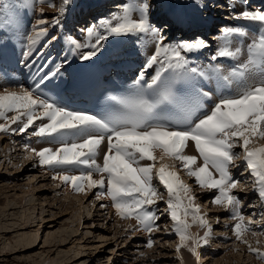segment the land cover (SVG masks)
Here are the masks:
<instances>
[{"label":"snow or ice","instance_id":"obj_1","mask_svg":"<svg viewBox=\"0 0 264 264\" xmlns=\"http://www.w3.org/2000/svg\"><path fill=\"white\" fill-rule=\"evenodd\" d=\"M37 2L54 7L52 0ZM73 2L62 0L60 14L51 19L40 7L23 33L19 53L21 12L34 9V0L0 9V77L5 81L0 84V134L24 135L31 129L38 142L55 145L39 150L25 145V159L52 171L57 188L84 196L95 190V199L110 201L119 220L135 222L126 232L151 237L161 231L157 222L166 215L178 237L176 252L186 249L197 261L198 249L209 244L213 232L197 192L213 193L209 205L229 213L232 237L264 264V251L247 239L258 236L252 228L257 222L242 214L244 205L234 194L250 190L264 210V6L253 9L251 0H233L229 16L235 23L219 29L213 48L199 35L170 38L172 26L156 19L153 0H113L116 10L77 37L63 31ZM180 7L207 9L208 3L187 0ZM173 20L187 24L181 15L173 14ZM112 41L139 45L137 54L144 56L126 95L107 97L111 103L95 113L64 105L63 94L83 86L69 69L74 64L81 71L91 69ZM57 43L60 52L53 57L48 49ZM206 50L202 66L196 61ZM15 74L26 75L30 83H15ZM189 148L194 155L186 154ZM236 167L243 168L250 185L234 178ZM160 201L163 212L156 207ZM194 226L202 236L191 231ZM146 246L153 247L152 239Z\"/></svg>","mask_w":264,"mask_h":264},{"label":"rangeland","instance_id":"obj_2","mask_svg":"<svg viewBox=\"0 0 264 264\" xmlns=\"http://www.w3.org/2000/svg\"><path fill=\"white\" fill-rule=\"evenodd\" d=\"M61 1L62 0H58L57 2V5H56L57 12L55 15L60 14L58 9L62 5ZM100 1L101 0H75V3H76V6H79V7L84 6L86 7V9L87 8L89 9V6H88L89 4L91 5L95 4V6L101 5L99 4ZM153 1H154L153 4L155 5V0ZM210 1H213V0H207V2H210ZM216 1H213L210 4L216 3L217 4L216 7L222 10L223 7L221 9V6H224L222 5L224 0H220L217 2ZM5 2H6V5H5L6 7L8 5L17 4L19 0L18 2L16 0L0 1V3H5ZM173 2L174 0H171L169 2L170 5L174 6L173 13L175 14L177 10L176 12L177 15L178 14L182 15L181 11L183 13L184 9L180 8L181 10L180 11L178 7H180L179 4L186 3L187 0H182V1L179 0V3H177L176 5H175V2L174 3ZM201 2L203 3L204 1L201 0ZM111 5H109L110 8L112 7ZM216 7L212 6V8L214 9ZM202 9H200V11H197V8L194 10L195 14L193 15V18H196L195 21H202L206 18L207 15L204 13V10ZM178 10H179V13H178ZM213 11H214L213 9L210 10L212 16L214 15ZM215 13H217V9H215ZM102 17L103 16H100V18ZM70 18L71 17H69V19ZM66 20L67 19H65V21ZM95 20L91 21V23H85V22L79 23L78 22L73 25V28H78V27L83 28L85 25L86 26H89L90 24L93 25ZM216 26H219V25H216ZM26 28H27V21H24L23 25L21 26V31L26 30ZM77 30L79 31L80 29H77ZM110 44L111 42L109 43V45ZM18 136L19 135H17V138L19 139ZM15 146L16 145H12L6 139H4L3 142L0 141V151H3V152L8 151V154L10 155V159L12 161V162L10 160L6 161V159L8 158L3 157L2 154H0V264H60V263L64 264L66 263V261L67 262L70 261L71 262L70 264H84V262L85 264H110L112 259H114L115 261L119 259L120 260L119 264H130V263L131 264L132 263L133 264H181V263L185 264V260L182 259V254L189 253V252L186 249H181L180 251L181 258L179 257L180 254L178 255V253L175 250L176 245L178 243V237H176L175 234L170 231L171 221L167 218L166 215L163 218L164 223H162L163 221L157 222L161 228V231L153 233L151 237L147 235V237L149 239H152L154 243L151 249H149L146 246V242L144 241V238L141 233H131V232L125 231L127 226L125 227L124 225L128 221H122V220L118 221L117 217H115L116 219L110 217L108 214L104 212L105 210L101 209L100 203H98L97 205V202L93 201L95 199L94 198L95 190L93 193H89V196L87 197V199H85L86 205L87 204L89 205L91 201L94 202L92 203V205L88 207L89 209H91L89 211V214L86 213L87 209L82 208L83 209L82 214H81L82 220L81 222H77V219L71 217L72 215L70 214V210H72V208L71 206L67 204L68 200H70L69 202L71 203L73 202L74 204L72 206L75 209H78V206H76L78 205V202L74 201L76 200L75 199L76 197L74 198L70 194L71 193L70 191L69 193L65 194L62 189L63 186L57 188L54 184H52V180L48 178L51 176L48 173H47L48 176H45V174H42L45 177L43 178V182H40L42 181V178L40 179V177L39 179H37L36 177L32 178V176L28 177L31 175V173H34V172H36V175L38 174L39 176L41 174L37 173L38 170L36 171L34 166H31L30 160L27 161L29 163L23 164V160L25 161V159L22 157V155H24V152L22 150L20 152L17 151L18 148L17 149L13 148ZM15 150L16 152H14ZM25 167H27L28 169ZM29 169H33L34 171H29ZM5 178H10L13 181L6 182ZM160 191L162 192L163 190L160 189ZM199 194L201 195V197H205L206 193H199ZM39 196L42 197L40 198L41 203L42 201H44V198H45V201H44L45 203L43 202V205H37L38 203H40V201L37 200ZM65 196H67V198L69 199L67 198L65 199L64 198ZM205 200H201V201H205ZM158 203H159V207L164 206L165 208V204H163V201H160ZM82 206L84 207L85 205H82ZM65 208H67V210L61 212ZM100 209L101 211H99ZM216 209L218 210V208ZM216 209L215 211H217ZM211 210H213V208ZM255 210L257 211V209ZM255 210H254V213L256 212ZM242 212H244L247 215H251L252 213L250 212V209L246 211L243 208H242ZM255 214H258V213H255ZM217 216L220 218L224 217L223 215L218 214V213H217ZM84 217L86 218V221L85 220L83 221ZM256 218L257 217H255L254 220L257 222L256 225L259 227V229L256 228L257 230L256 232L258 233V236L256 238L248 236L247 239L249 240L250 243H252L253 247H258L259 249L261 248L260 250L264 251V247L262 246L264 245V222L259 221L258 223V219ZM48 219L52 221L48 222L47 221ZM223 220L225 223H227L226 218H224ZM25 221H27V224L31 222L29 226H32V227H29L22 231L21 230L17 231L16 233L12 232V231H16L18 226L22 222L25 223ZM85 222L88 224H84ZM262 222L263 224H261ZM78 223L80 224H79V229L76 235L72 234L70 231L71 229H73L72 226L74 227L75 224H78ZM116 223L118 224V226ZM224 224L223 223L221 224L219 222L216 226H219L218 228L222 230V228H224L225 226ZM84 225H88L89 229L84 228ZM48 226H53V227H48ZM166 227L169 228L168 232L163 231V229ZM230 227L231 225L228 224V227L225 228V230L228 232V235L221 234L218 236L219 245L216 244L215 249L211 250L209 257L220 259L222 255H225L227 253L228 255L231 254L230 256L234 257V260L236 261H238V259L236 258L239 256L238 264H253V263L260 264V261H258L255 258V256L248 253L246 245L239 244L235 241V239L231 235ZM97 230H100V231H97ZM191 231L194 234L198 233L201 236L203 235V230H200L198 228H192ZM100 232L104 233L105 238L102 239L98 236V235H101L99 234ZM113 233L114 234L118 233V235L115 236L116 238L112 236L114 235ZM21 234L24 235L25 238H29V237L32 238L35 246L26 252H18V253L12 254V252L16 250L17 248V245H16L18 244L17 237L21 236ZM47 234L51 236L50 238H54V241L51 239L53 244L52 243L50 244L49 242L45 243ZM117 237L119 238L118 242L113 244V242L117 239ZM64 238H66L65 245H63L62 247H57L58 245L51 247L55 243L57 244V242L60 241V239H64ZM257 240L259 241V244H257ZM231 242H233L234 244ZM116 245L117 247L115 248V251L120 250L119 252L120 256L117 254L115 255V253H113L110 256V261H108L109 262L108 263L107 258L105 257V256H109L107 255L108 254L107 252H109L108 249L111 247L114 249ZM222 246H225L226 249ZM238 246H239V249H238ZM201 249H198V252ZM229 249L230 251H228ZM232 249H235V250H232ZM150 251L152 253H150ZM159 254L160 256L158 257ZM161 255L162 257L165 256L164 257L165 259L162 258ZM188 255L190 257L188 258L189 261H187L186 264H202L201 262L197 263L198 261L194 257H191V254H188ZM77 258L78 259L80 258V259L77 260ZM93 258L94 260H92Z\"/></svg>","mask_w":264,"mask_h":264},{"label":"bare ground","instance_id":"obj_3","mask_svg":"<svg viewBox=\"0 0 264 264\" xmlns=\"http://www.w3.org/2000/svg\"><path fill=\"white\" fill-rule=\"evenodd\" d=\"M0 1H2V0H0ZM17 2H18V0H16ZM102 1H103V3H102ZM112 1V2H111ZM171 1V0H170ZM169 0H155V5H154V14H155V17H159V16H163L164 17V19H166V20H169V23L171 24V30L172 29H174V30H176V26H173V20H172V18H173V16L172 15H170V14H166L165 13V10H167L168 8H171L170 7V2ZM182 1V0H181ZM202 1H204V0H202ZM213 1H216V0H213ZM213 1H210V2H207L208 3V8L207 9H204V10H206V13L208 14V11L209 10H214V8H212V6L213 7H216L217 6V4L216 3H213V4H210V3H212ZM217 1H220V0H217ZM216 1V2H217ZM57 2H58V0H52V3H53V5H54V7L52 8V9H49V8H47L46 6H41V5H39L38 4V2H37V0H34V4H35V7H34V9H32V10H29L28 12H27V14H23V16H22V14H21V26L23 25V22L24 21H27V28H26V30H23V31H21L20 32V34H19V38H20V40H19V42L17 43V48H16V51H17V53H19L20 51H21V48H20V44H22L24 41L22 40V37H23V33H26L28 30H29V27H30V22H33L34 21V19L39 15V8L40 7H43L44 8V15H45V18L46 19H51V17L53 16V15H55L56 14V12H57V7H56V5H57ZM62 2V1H61ZM109 2H111V3H109ZM157 2V3H156ZM174 2H175V5L177 4V3H179L178 2V0H174ZM173 2V3H174ZM226 2V1H225ZM95 3V2H94ZM93 3V4H94ZM113 3V0H101L100 2H99V4H101V5H103L101 8H98L100 5H97V6H95L94 5V8L93 9H97L95 12H96V14H100V12L101 13H103L105 10H107V11H110V10H112V11H115L116 9H114L113 7H109V5H111ZM254 3H258V5L260 6V5H264V0H261V1H257V2H255L254 1ZM180 5V4H179ZM222 5H224V4H222ZM59 6V5H58ZM112 6V5H111ZM159 6H161V7H159ZM61 7H62V5H61ZM159 8H162V10H161V14L160 15H157V11H158V9ZM180 8L181 7H178V9L180 10ZM260 8V7H259ZM177 9V8H176ZM182 9H184V14H191L192 16L195 14L194 13V10L196 9V8H192V7H183ZM200 9H202V8H200ZM200 9L199 8H197V11H200ZM215 9H219V8H215ZM221 9H222V7H221ZM59 10V9H58ZM87 10H88V8L86 9V7H79V6H76V3H75V0H74V2H73V4H72V6L70 7V9L67 11V14L65 15V17H64V19H63V23H67V22H70L71 20L72 21H80V22H87V19H84V20H81V17H82V14H84V13H86L87 12ZM179 10H178V13H179ZM223 10V9H222ZM181 11V10H180ZM176 12H177V10H176ZM175 12V14L177 15V13ZM210 12V11H209ZM73 13V14H72ZM211 13V12H210ZM206 14V15H207ZM179 15V14H178ZM182 16V15H181ZM208 16H210V14L208 15ZM69 17H71L70 19H69ZM23 19H24V21H23ZM65 19H67L66 21H65ZM194 20H195V18H193ZM70 20V21H69ZM209 20V19H208ZM25 24V23H24ZM187 24H189V23H187ZM187 24L186 25H180L181 27H186V28H188V26H187ZM86 26V25H85ZM192 26H193V29L195 28V26H196V24L194 25L193 23H192ZM204 26H205V28H206V26H207V23H204ZM219 26H216V28H211L210 29V31H213V32H216V31H218L217 30V28H218ZM64 30H65V26H64ZM65 32H68V31H66L65 30ZM75 36H77V37H80L81 36V31H73L72 32ZM51 34H58V30H53L52 31V33ZM119 42H116V41H112L111 42V44L110 45H117ZM139 48V45H137V49ZM137 49H134V48H131L130 49V51H129V54H135V56H136V59L133 61V63H137V62H139V63H142V61H143V59H144V56L143 55H138L137 54ZM48 51L52 54V56L53 57H57V53H59L60 52V43H57L56 45H55V47L54 48H50V49H48ZM149 51H151V49H149ZM20 65H17V68L18 69H20ZM25 73H26V71L27 70H23ZM75 71H76V73L79 75L80 73H81V70L79 69V68H76L75 69ZM76 73H71V75H77ZM83 73V72H82ZM82 73H81V76H82ZM19 76H22V75H19V74H15V78H13L12 77V79H13V81L15 82V83H18V77ZM23 77H26V75L25 76H23ZM3 83H5V81L3 82ZM2 83V84H3ZM39 123V122H38ZM20 136V135H19ZM18 136V137H19ZM31 137V136H30ZM4 139H5V136L3 135V134H0V141L1 142H3L4 141ZM31 139V141H29ZM27 142H26V145L29 147V148H35V149H39L37 146H36V144H39V142L37 141V138H34V137H31V138H27ZM33 146H32V145ZM44 144V143H43ZM55 145H51V147H54ZM7 148V147H6ZM11 148V147H10ZM9 148V149H10ZM14 149H17L16 148V146L15 147H13ZM23 148V152H24V155H22V157L25 159V157L26 156H28L29 154H25V152H26V150H25V146L24 147H22ZM17 151H19L20 152V150L19 149H17ZM14 152H16V150L14 151ZM28 152V151H27ZM0 154H2V156L3 157H7L8 159H6V161H8V160H10L11 161V159H10V155L8 154V151H5V152H3V151H0ZM8 154V155H7ZM186 154H189V155H194L195 153H194V150L192 149V148H189V149H187L186 150ZM12 157H14V156H12ZM35 161V159H25V161L23 160V164H25V163H29V162H27V161ZM5 161V160H4ZM12 162V161H11ZM98 162L100 163V157H98ZM6 163V162H5ZM2 164V163H1ZM17 167V166H16ZM25 168H27V167H25ZM28 169V168H27ZM41 170V172L42 173H40V172H37V173H40L41 175L42 174H49L50 176L51 175H53V174H51V171H45V169H42V168H38V171H40ZM29 171H34L33 169H29ZM37 171V170H36ZM241 174L239 175V177H241L242 176V183H245V182H247L249 185H250V183H251V180H250V178L249 177H247V174L246 173H243V168H242V170H241ZM232 173H233V170H232ZM39 176L38 174L36 175V172H34V173H31V175L30 176H28V177H31L32 176V178H37V179H39V177H40V179L42 178V181H40V182H43V178H45L44 177V175H42V176ZM46 176V175H45ZM49 178V177H48ZM181 178L185 181V183H188V184H190V185H193L194 186V182H193V180H190L188 177H186L183 173H181ZM1 179H3V178H1ZM14 179V178H13ZM5 181L6 182H12L13 180L12 179H10V178H5ZM155 183H157L156 181H155ZM2 184H4V183H2ZM52 184H56V182H54V181H52ZM62 189H63V191H64V193L65 194H67V193H69V191L71 192L70 194L76 199V200H74V201H77L78 202V205H76V206H78V209H75L72 205H74L73 204V202L71 203V202H69L70 200H68V202H67V204L69 205V206H71V208H72V210H70V214L72 215L71 217L72 218H75V219H77V222H81V220H82V208H84V209H87L86 210V213L87 214H89V211L91 210V209H89L88 207L90 206V205H92V203H94L95 201L97 202V205H98V203H100V204H103L104 203V200H100V201H97L96 199H94L93 201H91L90 203H89V205L87 204L86 205V203H85V199H87V197L89 196V194L87 195V196H84V195H78V194H74L70 189H67V188H65V187H62ZM237 191L242 195V197L243 196H248L250 193L251 194H253L250 190L249 191H247V192H240L238 189H237ZM200 192H197V196H198V200H203V198H205V197H202L201 199H200V197H201V195L199 194ZM250 194V195H251ZM40 198H42L41 196H39L38 198H37V200H39L40 201V203H38L37 205H43V202L45 201V198H44V201H42V203H41V199ZM65 199L67 198V196H65L64 197ZM94 198H95V195H94ZM67 199H69V198H67ZM73 199V198H72ZM23 200V199H22ZM72 201V200H71ZM87 201V200H86ZM89 201V200H88ZM198 201V203H200L201 205H202V208H201V211L202 212H206L207 214H208V219H209V223L212 225V228H213V226H215L213 229H215V230H213V232H212V235H211V237H210V239H209V244L207 245V246H205V247H203V249H201V250H199V253H200V256H201V259L197 262V263H204V264H207V263H209V264H211L212 262L214 263V264H217V262H218V264H238L239 263V256L236 258V259H238V261H236V260H234V257H231L230 255H228L227 253L225 254V255H222V257L219 259V258H213V257H209V254H210V252H211V250H213V249H215V247H216V244H218L219 245V235H228V232L225 230V226H224V228H222V230L221 229H219L218 227L219 226H216L218 223H216V218L218 217L217 216V213L218 212H221L222 211V209H216V208H213V210H211L212 208L210 207V205H209V203L208 204H206V200L205 201ZM20 202V201H19ZM76 202V203H77ZM21 203V202H20ZM45 203V202H44ZM249 204H251V205H254L255 207H247V205H249ZM19 205V204H18ZM82 205H85L84 207L82 206ZM105 205H107V207L105 208V209H103V208H101V209H103V210H105L104 212L106 213V214H108L110 217H112V218H115L116 216H115V214H114V210L112 211L111 210V208H110V206H109V202H108V200H105ZM243 205H245V210L247 211L248 209H250V212H252L251 213V215H247V214H245L244 212L242 213V214H244L246 217H250V218H252V219H255V217H257L256 219H258V223H259V221H263L264 222V216H262L261 215V212L262 211H264V210H262L260 207H259V204H258V200L256 199V197L254 196V195H252L250 198H249V201H247V202H244L243 203ZM82 206V207H81ZM46 207V206H45ZM211 208V209H210ZM101 209L99 210V211H101ZM215 209L217 210V211H215ZM255 209H257V211L255 210ZM62 210V209H61ZM67 210V208H65L64 210H62L61 212H63V211H66ZM113 212V214H114V216H111V214L108 212ZM254 210L256 211L255 213H258V214H255L254 213ZM107 211V212H106ZM97 212H98V210H97ZM214 213H216V214H214ZM259 213H260V215H259ZM64 215H66V214H64ZM107 215V216H108ZM258 215V216H257ZM215 217V218H214ZM28 218V217H27ZM224 218H226V217H219V222L222 224H224L225 222H224ZM41 219H43V218H41ZM106 219V218H105ZM116 219V218H115ZM86 221V218L84 217L83 218V221ZM48 222H50V221H52V220H50V219H48L47 220ZM74 222V221H73ZM226 222L227 223H225L224 225H226V224H229V225H231V223H233L232 221H230V218H226ZM263 222L261 223V224H263ZM31 223V222H30ZM30 223L29 224H27V221H25V223L24 222H22L19 226H18V228H17V230L16 231H12V232H17V231H22V230H25V229H27V228H29V227H32V226H29L30 225ZM79 224L80 223H78V224H75V226L73 227L72 226V228L73 229H71L70 231H71V233L72 234H75L76 235V233H77V231H78V229H79ZM84 224H88V223H84ZM117 224V223H116ZM129 224H133L131 221L130 222H126L125 223V227L126 226H128ZM260 224V225H261ZM220 225V224H219ZM259 225V224H258ZM117 226H118V224H117ZM48 227H53V226H48ZM125 227H123V228H125ZM254 227V228H253ZM84 228H87V229H89V226L88 225H84ZM119 228V227H118ZM193 228H196L195 226L193 227ZM252 228L254 229V231H257L256 230V228L257 229H259V227L256 225V223H255V225L253 224L252 225ZM219 229V230H218ZM122 230H124V229H122ZM97 231H100V230H97ZM119 231V230H118ZM31 232V231H30ZM122 232V231H121ZM8 233V232H7ZM37 233V232H36ZM110 233V232H109ZM120 233V232H119ZM124 233V232H123ZM99 234H101V235H98L100 238H105V236H104V233H102V232H100ZM114 234V233H113ZM118 235V233L117 234H114V235H112L113 237H115V236H117ZM104 236V237H103ZM131 236V235H130ZM143 236V235H142ZM51 236L49 235V234H47V236H46V240H45V243L46 242H49L50 244L52 243V240L54 241V238H50ZM112 237V238H113ZM126 237V236H125ZM18 238V244H16L17 245V248H16V250H14L13 252H12V254H14V253H18V252H26V251H28V250H30V249H32L35 245H34V241L32 240V238H25V236L24 235H22L21 234V236H19V237H17ZM108 238V237H107ZM116 238V237H115ZM120 238H122V237H120ZM52 239V240H51ZM68 239V238H67ZM118 240H119V238L117 237V239L113 242V244L114 243H117L118 242ZM125 240V239H124ZM123 240V241H124ZM212 240V241H211ZM122 241V240H121ZM120 243V242H119ZM231 243H233V242H231ZM53 244V243H52ZM66 244V238H64V239H60V241H58L57 242V244L55 243L54 245H52L51 247H54V246H57V247H62L63 245H65ZM112 244V245H113ZM122 244V243H121ZM120 244V245H121ZM234 244V243H233ZM128 245H130V244H128ZM153 245H154V243H153ZM156 245V244H155ZM231 246V245H230ZM233 246V245H232ZM263 247H264V245H262ZM117 247V245L114 247V249L111 247V248H109L108 250H109V252H107L108 254L107 255H109V256H105L106 258H107V262L108 261H110V256L113 254V253H115V255L117 254V255H119L120 256V250H117V251H115V248ZM222 247H224L225 248V246H222ZM113 249V250H112ZM169 249V248H168ZM208 249H210V250H208ZM226 249V248H225ZM237 249V248H236ZM238 249H239V246H238ZM242 249V248H241ZM261 249V248H260ZM122 250V249H121ZM154 250V249H153ZM232 250H235V249H232ZM243 250V249H242ZM115 251V252H114ZM152 251V250H151ZM150 251V253H152ZM156 251V250H155ZM166 251V250H165ZM169 251V250H168ZM228 251H230V249L228 250ZM238 251V250H237ZM148 252V251H147ZM185 252V251H184ZM235 252V251H234ZM241 252V251H240ZM239 252V253H240ZM182 253V252H181ZM224 253V252H223ZM233 253V252H232ZM158 254V253H157ZM156 254V255H157ZM180 254V252L178 253V255ZM188 254H190V253H185V254H182V259L183 260H185V264H186V262L187 261H189V255ZM235 254V253H234ZM241 254V253H240ZM165 255V254H164ZM154 256V255H153ZM153 256H151V257H153ZM160 256V254L158 255V257ZM173 256V255H172ZM150 257V258H151ZM157 257V258H158ZM161 257H162V255H161ZM165 256H163L162 258H164ZM179 257L181 258V254L179 255ZM192 257V256H191ZM249 257V256H248ZM149 258V259H150ZM80 259V258H79ZM78 258H77V260H79ZM112 259V258H111ZM153 259V258H152ZM160 259V258H159ZM165 259V258H164ZM168 259H169V257H168ZM182 259H180V260H182ZM196 259V258H195ZM71 260V259H70ZM92 260H94V258L92 259ZM155 260H157V259H155ZM176 260V259H175ZM74 261H76V260H74ZM221 261H222V263H221ZM257 261V260H256ZM73 262V261H72ZM113 262V263H112ZM171 262V261H170ZM244 262V261H243ZM71 262L70 261H66V263H64V264H70ZM109 263V262H108ZM120 263V260L119 259H117L116 261L114 260V259H112L111 260V263L110 264H119ZM212 263V264H213ZM61 264V263H60ZM84 264H85V262H84ZM131 264V263H130ZM133 264V263H132ZM182 264V263H181ZM253 264H259V263H253Z\"/></svg>","mask_w":264,"mask_h":264}]
</instances>
